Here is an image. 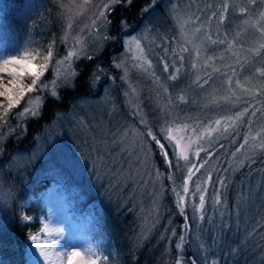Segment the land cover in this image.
Returning a JSON list of instances; mask_svg holds the SVG:
<instances>
[{"label": "rangeland", "instance_id": "1", "mask_svg": "<svg viewBox=\"0 0 264 264\" xmlns=\"http://www.w3.org/2000/svg\"><path fill=\"white\" fill-rule=\"evenodd\" d=\"M50 1L58 6V33L43 53L31 37L13 41L12 50L11 43L0 46V62L30 49L39 53V64L52 52L38 87L0 121V211L12 207L21 186L48 181L38 194L45 216L24 238L23 264L29 251L41 254L45 247L58 249L64 263V243L107 263L105 254L113 252L105 230L78 220L67 204L69 194L86 201L81 190L99 192L131 213L132 248L152 241V251H164L162 263L175 250L174 264H187V252L191 264H221V227L233 237L232 258L242 224L248 226L239 239L244 244L264 224V0H151L138 26L121 25L119 41L108 29L109 12L120 2ZM33 4L25 0L22 8ZM110 43L107 62L92 65ZM78 75L80 96L39 130L29 127L39 123L45 103L69 96L63 92L75 89ZM8 102L0 96V113ZM28 130L35 132L27 137ZM31 200L28 195L21 207ZM259 204L261 214L254 210ZM96 205H88L95 222ZM173 207L184 221L177 241ZM20 220L30 223L23 213Z\"/></svg>", "mask_w": 264, "mask_h": 264}, {"label": "trees", "instance_id": "2", "mask_svg": "<svg viewBox=\"0 0 264 264\" xmlns=\"http://www.w3.org/2000/svg\"><path fill=\"white\" fill-rule=\"evenodd\" d=\"M25 0H0V46H5L6 42L11 43L10 49L13 48V41L22 43V38L27 40L28 37H31L32 42L34 43V48L40 52H44L46 45L55 40L58 31L55 23H57L56 12L58 11V6L51 2L50 0H34L39 2L40 6L34 8V4L29 8H22ZM151 0H131L130 4L123 6L122 3L115 5L113 11L109 12L110 26L108 33L114 37H120V27L122 24H136L138 26L142 18V9L145 5L149 4ZM43 4H41V3ZM118 43V42H116ZM111 44V43H110ZM115 45V43L106 47L102 52L101 57H94L91 61L92 65H97L101 63V59H105L107 62L109 55L111 53L110 47ZM82 73V72H81ZM81 75H78L75 82V89L72 91H65L63 93L68 94L62 95V98L58 102L51 101V105L47 103L43 106L42 118L39 120V123L32 125L28 124L29 127H34L39 130L42 126L47 124L55 112H62L68 107V102H71L74 99H77L82 92L83 80ZM90 92V89L87 93ZM87 95V94H85ZM78 96V97H76ZM50 114V116H48ZM39 124H42L39 126ZM32 131L30 133H33ZM29 130L27 137L30 135ZM13 143V142H12ZM17 143V142H16ZM14 144L15 147H19L23 142ZM11 143H9L10 146ZM13 146V145H12ZM11 150L12 147H10ZM158 152V151H157ZM0 158H2L0 156ZM258 160V159H256ZM252 163L246 165L242 172L237 175L236 179L241 180L249 173ZM262 163L257 164L260 165ZM162 167L163 164L160 162ZM164 171L167 172L164 167ZM9 174V175H8ZM6 177L8 180L15 184V180L11 178V174L8 173ZM42 185L36 184H25L20 187V191L16 192L17 199L15 197L14 203L10 209L4 208L0 211V264H23V250H24V238L30 233H36L39 228V220L45 216V210L42 208L41 202L38 199L39 192L45 188L48 181H42ZM65 184L62 183L64 187ZM15 188V185H13ZM81 195L85 196L87 199L83 203H80L77 198H74L73 195L69 194L67 196V204L70 206V210L76 215L78 220L85 221L90 225V223L96 225L98 228L105 230L108 240L110 242V250L112 253H107L106 264H174L176 253L175 250L172 251V255L167 260V263H162L163 252L164 251H152V241L147 245L144 244L142 247L133 249L130 244L131 232L129 231L133 226V216L131 213L124 214L126 211L125 208L118 211V206L116 204H111L106 198H100L99 192H89L84 190L79 192ZM234 188L228 191L227 199L229 202L228 208L233 210L234 204L232 202L234 197ZM32 195L34 200L29 201L25 208L21 207L22 202L28 196ZM73 197V198H71ZM96 202L97 208L100 210L97 212L98 217L95 222L92 216V213H89L88 205ZM263 204V203H262ZM262 204L254 205L256 211L260 213L259 207ZM174 210V220L177 222V234L174 236V241L180 239L182 234V224L183 217L180 215L176 207H173ZM24 214L26 217L30 218V223H23L20 220L21 214ZM124 216H122V214ZM261 214V213H260ZM233 222V219H231ZM244 225V226H243ZM246 224H242V227L237 234L241 237L244 235ZM189 235V234H187ZM220 236V237H219ZM228 233L223 235V227L217 231V237L221 238L219 244V249L222 254L220 258L221 264H264V224L257 230L256 233L251 234L247 243L239 241L235 242L236 245V254L232 258H229V253L233 245V237L227 238ZM228 239V240H227ZM206 243H210V239L206 236ZM187 249V247H186ZM188 250V249H187ZM186 258L188 263L191 264L192 259L191 253H186ZM230 259V260H229ZM8 260V261H7ZM200 263V262H199Z\"/></svg>", "mask_w": 264, "mask_h": 264}, {"label": "snow or ice", "instance_id": "3", "mask_svg": "<svg viewBox=\"0 0 264 264\" xmlns=\"http://www.w3.org/2000/svg\"><path fill=\"white\" fill-rule=\"evenodd\" d=\"M114 3H119L121 0H113ZM128 3L131 0H127ZM103 15V13H101ZM74 53H69L66 59L71 58ZM39 57V53L25 49L22 53L17 54L15 56L6 57L0 62V75H7L11 78L10 84L11 87L5 86L2 91H0V96H6L8 98V105L4 108L3 112L0 113V121H6L9 115V111L18 104L19 100L24 97L26 92H32L34 89L38 87V81L44 75V72L48 68V64L51 61L52 52L51 50L48 51L47 55L43 57L42 63H36L35 61ZM264 75V73H261ZM26 77L31 78V82L29 84H24V79ZM17 86H19V91H16ZM46 87V85H43ZM55 95V93H53ZM2 107V106H0ZM29 109H24L23 114H28ZM151 135V133H149ZM155 139V138H153ZM163 145L161 148L163 149ZM167 156V153H164ZM184 159H187L186 155L181 153ZM191 175V173H190ZM186 190V189H185ZM201 202H203L204 197H200ZM183 198H181L182 202ZM33 242L37 241V237H31ZM39 247V245H37ZM41 255L44 256L45 260H50L51 257L41 251ZM67 264H101L100 258L96 255L95 252H91L89 254H84L80 251H71L67 254L66 257Z\"/></svg>", "mask_w": 264, "mask_h": 264}, {"label": "bare ground", "instance_id": "4", "mask_svg": "<svg viewBox=\"0 0 264 264\" xmlns=\"http://www.w3.org/2000/svg\"><path fill=\"white\" fill-rule=\"evenodd\" d=\"M0 86L1 87H5V86L11 87L10 86V80L5 79L4 77H2V75H0ZM56 217L59 218V216H55L54 217L53 215L50 218L53 219V218H56ZM59 236L63 237L64 234H60ZM63 245L65 246L64 250L68 251L67 254H69L71 249L74 247V246H71V249L69 250V248L67 247V244L64 243V244L61 245V247H60L61 249H62ZM41 251L47 253L51 257V259L50 260H45L43 255H41V254H36L35 255L36 252L29 251V253L27 254V258H28L27 264H61V263L62 264H66V262H67V260L65 258L64 259V263H63V261L61 259V254L58 253V249H51V247H45L44 250H40V253H41ZM75 251H77V250H75Z\"/></svg>", "mask_w": 264, "mask_h": 264}]
</instances>
